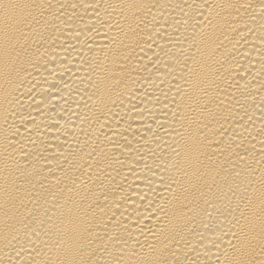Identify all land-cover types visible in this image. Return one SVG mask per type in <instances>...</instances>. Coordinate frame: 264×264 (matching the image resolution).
Segmentation results:
<instances>
[{"label": "bare ground", "instance_id": "obj_1", "mask_svg": "<svg viewBox=\"0 0 264 264\" xmlns=\"http://www.w3.org/2000/svg\"><path fill=\"white\" fill-rule=\"evenodd\" d=\"M0 264H264V0H0Z\"/></svg>", "mask_w": 264, "mask_h": 264}]
</instances>
